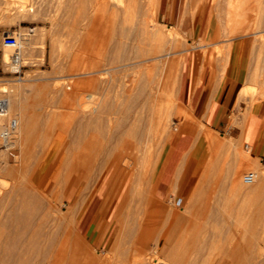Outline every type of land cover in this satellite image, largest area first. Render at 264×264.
I'll list each match as a JSON object with an SVG mask.
<instances>
[{"label":"rangeland","instance_id":"374dc122","mask_svg":"<svg viewBox=\"0 0 264 264\" xmlns=\"http://www.w3.org/2000/svg\"><path fill=\"white\" fill-rule=\"evenodd\" d=\"M99 1L0 0V98L7 100L4 112H0V132L11 118L20 115L25 129L24 137L14 146L5 150L0 145V163L5 165L7 159L8 165L22 170L0 173L1 191L9 193L11 201L13 197L14 203L19 205L24 197L20 188L30 182L32 187L27 189L26 199L27 203H35L38 197V200L43 199L38 196L43 195V191L51 192L55 188L56 179L63 181L66 176L63 173L70 163L81 160L84 161L81 164H93L108 154L111 158L125 155L122 157L127 161L137 162L136 173L132 174L139 177L134 195L152 196L161 210L152 221L154 231L145 251L149 260L158 256L159 264H264V157L256 156L251 146L230 131L234 125L245 126L247 113L243 119L233 116L215 127L193 115L182 102L187 57L191 58L193 72L198 71L203 76L213 72L216 82L226 76L232 50L241 43L249 51L244 71L248 84L242 89V96L249 97L245 104L251 106L264 98V0H234L241 12H237V19L236 14L228 12L229 0L228 3L219 0L218 4V0H179V17L186 18L184 28L181 21L160 15L164 0ZM240 3L245 7L241 8ZM27 27L34 28V33L25 41L24 66L16 72L9 65L10 57L3 40ZM175 28L179 29L178 34L166 41V49L159 51L152 33ZM117 43L120 47H116ZM174 50L177 52L157 61L152 58ZM183 55L181 64L178 60ZM91 58L100 60V68L111 69L97 74L99 78L94 86L92 75L85 76L89 79L84 86L76 85L71 75L83 71L87 65L92 67ZM166 64L165 78L161 71ZM12 97L17 98L19 105L10 113ZM107 137L115 139L114 143ZM176 141L175 154L166 165ZM217 142L225 143V147ZM246 153L250 157H246ZM251 170L259 172L258 188L243 182L244 174ZM233 176L240 183L235 188ZM103 180L93 194L89 193L81 218L99 193ZM160 184L161 188L168 186L166 192L161 190ZM181 184L183 187L179 189L177 186ZM193 189L197 190L195 197ZM30 190L34 196L28 194ZM199 198L201 210L195 213V201ZM120 199L112 211L109 201L93 221L91 217L86 232L79 235L83 237L80 240H85L83 243L78 240L80 249L90 250L92 254L97 250V257L106 260L116 262L118 257L123 260L129 249L127 243L132 246L134 239H130L135 237L131 235L138 232V226L130 223L136 228L131 229L130 224H127L129 228L126 224L120 227L119 221L113 223ZM54 200L59 206L61 195ZM34 203L33 207L29 203L26 206L29 211L25 223H29H24L23 229L44 242L50 228L40 226L42 231H38L42 208ZM62 203L60 206L67 210L68 199ZM132 214L139 217L135 211ZM192 214L194 224L192 221V226L181 229L179 236L167 235L169 240L173 238L169 243L164 237L170 220L166 218ZM179 221L177 218L175 226ZM66 228L68 225L63 222L51 231L56 237ZM14 229L18 231V227ZM130 230L135 232L130 235ZM6 231L2 225L0 245L8 241V235H3ZM127 234L130 236L126 239ZM157 240L163 250L159 249L156 255L152 252ZM134 253L128 259L129 264L133 258H136L134 262L142 258ZM106 254H109L108 259ZM4 258L0 248V264L7 261ZM37 258L32 255L31 262H39ZM61 263L78 264L69 258Z\"/></svg>","mask_w":264,"mask_h":264},{"label":"bare ground","instance_id":"6f19581e","mask_svg":"<svg viewBox=\"0 0 264 264\" xmlns=\"http://www.w3.org/2000/svg\"><path fill=\"white\" fill-rule=\"evenodd\" d=\"M220 1L217 2V4L220 3ZM248 1L251 2V0H248ZM99 2L100 3H107L105 0H100ZM227 3H228V0H227ZM229 3L231 5V9L229 8L230 10L228 12L231 15L236 14L235 19H237L236 18L237 17V12L238 13H241V12L239 11V9L237 7H235L234 0H229ZM247 4H249V3H247ZM240 5H241V8H242L243 4L240 3ZM243 6L245 7V4ZM249 9H250V7H249ZM246 10H247V8H246ZM22 14H23V11H22ZM246 15L247 14H245V16ZM235 19H234V21H236ZM239 21H237V22H239ZM144 29L147 31V27H144ZM178 30L179 29L175 28V30H169V31L166 32V31H163L161 29V30H156L155 32L152 33V36L155 38V40L157 42L159 51H161V49L164 47L166 41L169 38H172L173 36H175V34H178V32H179ZM174 41H175V38H174ZM115 45L117 47V45L119 46L120 44L117 43ZM205 45H206V43L204 45H202V46H205ZM164 48L166 49L167 47H164ZM165 49H163V50H165ZM187 49H189V48H187ZM163 50H162V52H163ZM168 50H169V48H168ZM184 50H185V48L183 49V51ZM176 52H177V50H174V51H171V52L169 51L168 53L166 52L164 55L161 54V53H158V54H155L152 58L156 60V59L162 58L163 56H168V55H170L172 53L174 54ZM6 53L8 54L9 57L12 54L11 50L8 49V48L6 49ZM96 55H98V54H96ZM96 55H94V57ZM84 59H85V57H84ZM91 59H92L91 60L92 61V65L91 66L92 67L88 68L89 65H87L86 69H84L83 71L80 70L81 72H78V73L76 72V73L71 75V77L75 78L76 85L84 86L85 83H86V80L89 79V78L88 79L85 78V76L92 75L91 79H92V82H95V83H93V86H94V84H96V82H98L97 81L98 80L97 77L99 78V76H97V74H99V73L104 74V73L108 72L111 69L110 67L109 68H105V67L104 68H100V65H101V64H99L100 60L99 59H93V58H91ZM177 59L174 60L175 64H176V60ZM182 60H184V55L178 60L179 63L182 64V62H181ZM172 61H173V59H172ZM174 63H172V66L175 65ZM177 65L178 64H176V66ZM172 66H170V67H172ZM161 72H162V76L166 78V73L165 72H167V64L162 66V71ZM10 101H11V105H10L9 110H10V113H13L11 111H14V108L16 106H18L19 103L17 102V98L16 97H12ZM20 117H21V115L14 117L18 121V126L9 136L6 137L4 135V130H5L6 126H4L2 131L0 132V136H1V139H2V142H0V145H1L2 148L5 147L6 148L5 150H7V148H9V146H12V145L14 146L15 143L17 141L21 140L24 137V135H25V129H24V126L22 124V117L21 118ZM108 134H109V132H108ZM98 138H99V136H98ZM116 138H117V136H116ZM108 139H110V138H108ZM110 140L113 143L115 141V139L114 140L110 139ZM109 142H107V144H109ZM95 143H97V142L95 141ZM217 143H218L219 146H224L225 147V143L224 144H222V143L219 144V142H217ZM110 144H111V142H110ZM99 146H100V144H99ZM111 146H112V144H111ZM95 147H98V146H95ZM100 148H102V147H100ZM246 154H247L246 157H250V154H248V153H246ZM119 155L121 156V154H119ZM110 156H112V155L108 154L100 162L93 163V164H92V162L81 164V162H84V161H81V160H80L79 163H77V162H74L72 164L70 163V165L67 166L66 172L63 173L66 176H63V174H62L64 179L63 178H61V179H63V181H58L56 179V181H55L56 182V186H55L54 189H52L51 192L43 191L44 192L43 195L40 194L41 192L40 193L38 192V194H40V195H38V194L37 195L38 196H42L43 197L42 200H40V199L38 200L39 197L36 199L35 197H37V195L34 197V201L36 199V202H37L36 205L37 206L40 205V207L42 208V213L40 212L42 218H41V223L39 224V228H40V226L48 227V229L50 228L49 231L46 233V238L44 239V242H42V241L39 242L38 239L33 236V234L29 235L28 232L25 229H23L26 226V225L24 226V223H25L26 218H27V216H26L27 213L26 212H27V210L29 211V208L26 209V206L28 205V203H29L30 206H32L31 204L34 203L33 201L31 202V204H30V202L27 203L28 200L26 199L27 189L29 187H32V186H30L31 184L29 185L30 182L25 184V186H22V187L20 186L21 188L19 187L20 188V192L24 195L23 198L22 197H21V199L19 198L20 200H22L21 203H20L19 200H17V201H19V205L14 203L13 197H12V201L13 202L11 201V199L9 197V193H7V192L5 193L4 191H1V189H0V227H2V225L5 226V228H7V231L3 235H5V236L8 235V241H6L3 245H0V248L3 250V252L5 254V258L4 259H7V261L4 262L3 264H62L61 262H63V260H66L67 258H69L72 261L77 262L78 264H129L128 263V259H129L130 256L133 255L134 252H135L134 254L137 253L136 257L137 256H141L142 258H140V260L137 261V262H134L136 260V258L135 259L133 258V260L130 261V264H159L158 263L159 262V257L158 256L154 257V258H151L152 259V261H151V260L148 259L149 257L145 255V253H146L145 251H146V248H148V239H149V237H151L153 235V231H154L153 230L154 226H153V222L152 221L155 218V216L158 213H160L161 210L156 207L154 199H153L152 196L149 195L150 197L146 198L145 196L136 197L134 195V190H135V187L137 185L136 181L139 180V177L138 176H136V178L132 177V174L134 175L136 173L135 171L137 170V162H135V161L134 162L127 161V159L125 157H122V156H125V155H122L121 157L116 155L113 158H111ZM97 158H98V156H97ZM4 162H5V165L0 163V173H4V175H5V174L16 173L17 171H22L20 167H15L13 165H8L9 161L7 159H5ZM234 171H232V172H234ZM105 174H106V176H105ZM0 175H2V174H0ZM233 175H234V173H233ZM104 176H105V178L103 180ZM237 179L238 178L234 177L233 180H232V182H233L232 184L234 185V188L239 183V182L237 183ZM101 180H103V182H102V185H101L99 193L95 196L94 200H92L90 206L88 207V209L86 210V212L84 213V215L81 218L80 217L81 211H83V209H84V206H85V204L87 202L89 193L92 191V194H93L94 189L101 182ZM258 181H259V178L255 181L256 183L254 185L251 184L249 186H252L254 188H258ZM72 184H73V186H72ZM177 187H179V189H180V188L183 187V184L178 185ZM36 189L38 191V186H36ZM193 190H195V189H193ZM29 193H31V190H30V192H28V194ZM58 194H59V196L61 195V198H62L61 203L62 202H66L67 199H68V204L69 205L67 207V210H64L63 207L60 206L61 203H60L59 206H57L55 204L54 198H55V196H58ZM192 194H193L192 196L195 197L196 194H197V190L193 191ZM42 197H40V198H42ZM30 198H33V197L31 196ZM119 198H121L120 199V204H119V206L116 209V213H115V216H114L113 223H115L116 221H119V223L121 224L120 227H124V224L127 225V224H130V223L132 225L133 224L135 225V223H136L137 226H138L137 227L138 228V232L136 234L134 233L135 231L134 232L132 231L134 233V235H131V234H133L131 232V230L129 232L131 237L134 236L135 238L130 239V240L134 239L133 243H132V241H130L132 243V246H130L131 244L129 245L127 243L129 249L126 251V254H125V257L123 258V260H122L121 257H118L119 259L121 258L120 259L121 261L118 262L119 259L117 258L118 260L116 262H114V261L110 260V258L108 259L107 256L109 254L108 255L106 254V258L108 259V260H106V259L97 257V253H96L97 250H96V252L93 250L96 254L95 253L92 254L90 250L84 251V250L80 249V247L78 245L79 244L78 240L83 238V237H80V236H81V234L86 232L87 225H88L89 221L91 220V217H92V221H93L98 216V214L103 211L104 207L106 206L107 202H109V201H110V204H111L110 211H112L116 201ZM197 200L195 201V203L197 204V211L195 210L196 211L195 212L193 209H191L195 213H197V212H199L201 210V207H200L201 199L199 198L198 202H197ZM101 201H102V203L100 204ZM196 204H193L194 207L196 206ZM37 206L35 207L34 210H36L38 208ZM187 206L188 205H186V207ZM126 208H128V210H127L128 214H126L124 212ZM31 210H33V209H31ZM133 211L137 212L139 214L138 215L139 217H137L136 215H135L136 217L133 216V214H134V213L132 214ZM38 213H39V211H38ZM194 214H192L191 216L184 215L182 217H177V218H180V221L176 224L177 226H175V224H174V222L177 220V218H174V216H173V218H170L171 215H169V218H166V219H170L169 220V225H168V228L166 229V232L164 233V237L166 238V240H169L168 239L169 237L167 235H169L170 233L172 234V236L174 238L175 234H176V236L177 235L179 236L178 232L181 231V229H184V227L186 228L187 226H192V221H193V224H194V220H195ZM63 222L67 223L68 228H66V231L60 232V234L58 236L54 237V235H53V233L51 231L52 230L51 228H54L55 226H60ZM28 223H29V221H28ZM28 223H25V224H28ZM120 224H118V226ZM15 226L18 227V231L17 232H14ZM127 226L129 227V225H127ZM19 228H20V230H19ZM131 229H136V228L134 226H132ZM161 229H163V228H161ZM115 230H117V229H115ZM125 230H127V229H125ZM38 231L41 232L42 229L40 228V229H38ZM122 231H123L122 234L124 236V230H122ZM172 231H173V233H172ZM185 231H186V229H185ZM185 231H183V232H185ZM119 232H120V230L118 231V233ZM161 232H163V231H161ZM188 233H189V231H188ZM185 234H187V233H185ZM130 235L127 234V236H125L126 239ZM183 235H184V233H183ZM118 237H121V235H119ZM156 238L158 240L160 239V237L158 238V236H156ZM173 238L172 239L170 238V240H173ZM120 239L121 238H119V240ZM82 240H84V239H82ZM82 240H80V241L82 242ZM116 240L113 241V244H114V242H116ZM158 240H157V242H158ZM117 243H119V241H117ZM169 243H171V241ZM19 244H20V246H19ZM85 244L86 243H84V245ZM138 244H140V245L142 244L141 247ZM127 245H125V246H127ZM119 247H120V245H119ZM83 248H85V246H83ZM121 248H120V250H121ZM153 248H151V249H153ZM85 249H87V248H85ZM159 249L163 250V248L160 246V241L157 243V245H155V248L153 249L154 252H152V251L151 252L152 253H156L157 251H159ZM116 250H117V248H116ZM122 250L121 251L124 252V247H123ZM87 251H90V252L88 253ZM115 253L118 254L117 251H115ZM148 253H149V251H148ZM32 255L33 256L37 255V257L40 259L39 262L37 261V263H35V262L32 263L31 262ZM156 255H157V253H156ZM99 256H100V254H99ZM111 257H112V255H111ZM8 259L10 260V262H8ZM170 263H172V262H170Z\"/></svg>","mask_w":264,"mask_h":264},{"label":"crops","instance_id":"0c3cea01","mask_svg":"<svg viewBox=\"0 0 264 264\" xmlns=\"http://www.w3.org/2000/svg\"><path fill=\"white\" fill-rule=\"evenodd\" d=\"M178 1L164 0V7L160 8L159 12L160 15L164 17L166 15L170 20L181 21L180 25L184 28L186 18L179 17ZM232 53L229 65L226 67V76L223 80L219 77L216 82L213 72H208L205 76L198 71L193 72L191 70L192 61L188 56L182 102L191 110L193 115L204 118L208 125L215 127L225 123L226 119L233 116L243 119L247 113L248 119L245 126L234 125L230 131L235 134L236 138H242L251 146L256 156L264 157V98L251 106L245 104V100H249V97L242 96V89L245 84H248V77L244 71L249 61V51L246 45L243 46L241 43L234 47ZM176 145L177 141L166 165L172 160ZM161 186L160 184V188ZM167 189L168 186L161 188L165 192Z\"/></svg>","mask_w":264,"mask_h":264},{"label":"built area","instance_id":"2783aa9c","mask_svg":"<svg viewBox=\"0 0 264 264\" xmlns=\"http://www.w3.org/2000/svg\"><path fill=\"white\" fill-rule=\"evenodd\" d=\"M34 33V28L27 27L25 30H19L16 34L8 35L3 40V45L7 49H10L12 54L10 56L9 65L16 72H20L24 66L25 60V41L29 36ZM7 105L6 97L0 98V112L3 113ZM18 126V121L14 117L7 122L4 130V135L9 136ZM264 161V159H263ZM260 177L259 172L251 170L244 174L243 182L251 185Z\"/></svg>","mask_w":264,"mask_h":264}]
</instances>
